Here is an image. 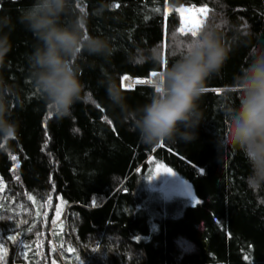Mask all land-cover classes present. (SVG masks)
Returning <instances> with one entry per match:
<instances>
[{
	"label": "trees",
	"instance_id": "1",
	"mask_svg": "<svg viewBox=\"0 0 264 264\" xmlns=\"http://www.w3.org/2000/svg\"><path fill=\"white\" fill-rule=\"evenodd\" d=\"M31 2L0 0V14L18 17ZM168 4L206 6L202 27L226 20L229 35L233 26L249 27L264 39V0H74L90 32L109 37L117 52L108 64L82 61L92 100L61 118L27 79L35 40L17 25L4 76L23 89V103L13 108L17 134L0 140V264H264V190L248 188L246 158L219 136L226 110L239 102L230 93L246 50L208 81L200 101L206 117L190 142L147 146L108 104L105 75L117 79L130 103L142 104L157 85L125 88L122 78L161 73L194 38L181 30L177 11L167 13ZM154 46L160 64L129 62V52ZM160 165L194 190L196 205L166 201L151 189L149 174Z\"/></svg>",
	"mask_w": 264,
	"mask_h": 264
},
{
	"label": "clouds",
	"instance_id": "2",
	"mask_svg": "<svg viewBox=\"0 0 264 264\" xmlns=\"http://www.w3.org/2000/svg\"><path fill=\"white\" fill-rule=\"evenodd\" d=\"M214 18L183 45L177 58L157 77V87L142 104L133 105L117 79L105 75L109 106L123 122L129 123L147 146L190 142L205 119L200 101L208 81L218 76L232 55L241 49L246 64L233 76L230 95L238 104L229 105L219 130L220 142L227 149L241 152L249 165L247 186L253 192L264 190V39L251 28L231 27V35ZM32 34L35 43L26 54L27 79L48 110L58 117H69L75 104L92 100L81 78L83 63L93 57L108 64L117 52L109 37L94 35L88 17L75 11L74 0H32L18 17L0 14V140L18 132L13 108L23 103V89L4 76L14 47L12 33L17 25ZM130 63L160 64L158 46L137 48L128 53Z\"/></svg>",
	"mask_w": 264,
	"mask_h": 264
},
{
	"label": "rangeland",
	"instance_id": "3",
	"mask_svg": "<svg viewBox=\"0 0 264 264\" xmlns=\"http://www.w3.org/2000/svg\"><path fill=\"white\" fill-rule=\"evenodd\" d=\"M177 11L181 17V30L183 32H197L208 15V8L206 6H182V7H174L171 5H167V13L172 11ZM160 73H156L155 76H151L149 79L140 80V83H150L157 85V77ZM133 81H136L132 78L127 80H123L122 84L125 88L128 85L132 84ZM136 85V84H135ZM156 170L159 171V167H156ZM156 173L153 171V175ZM176 183V184H173ZM181 179L175 174L162 173L159 176L150 180V187L153 191H156L160 194L162 198L166 201H173L178 198L188 200L190 205H196L199 202L198 197L196 196L194 190L187 191L181 187Z\"/></svg>",
	"mask_w": 264,
	"mask_h": 264
},
{
	"label": "snow or ice",
	"instance_id": "4",
	"mask_svg": "<svg viewBox=\"0 0 264 264\" xmlns=\"http://www.w3.org/2000/svg\"><path fill=\"white\" fill-rule=\"evenodd\" d=\"M116 7H119V5H116ZM196 34H197V33H196L195 31H193V32L191 33V35H193V36H195ZM151 75H152V76H155L156 73H152ZM122 79L127 80V79H129V78H128V77H124V78H122ZM140 82H141V81H139V80H137V81H133L132 84L128 85V87H134L135 84L140 83ZM206 91H207V90H206ZM13 159H15V157H13ZM154 172L156 173L155 175H152L151 173L149 174V179H153V178H155L156 176H159V175L162 174V173L174 174V171H173L171 168H168V167L163 166V165H160V166H159V171H157L156 168L154 167ZM197 203H198V202H197ZM93 204H95V201H93ZM0 218H2V217H0ZM10 239H15V237H14V236H13V237H10Z\"/></svg>",
	"mask_w": 264,
	"mask_h": 264
},
{
	"label": "bare ground",
	"instance_id": "5",
	"mask_svg": "<svg viewBox=\"0 0 264 264\" xmlns=\"http://www.w3.org/2000/svg\"><path fill=\"white\" fill-rule=\"evenodd\" d=\"M129 78V77H128ZM123 80H125V79H123Z\"/></svg>",
	"mask_w": 264,
	"mask_h": 264
}]
</instances>
